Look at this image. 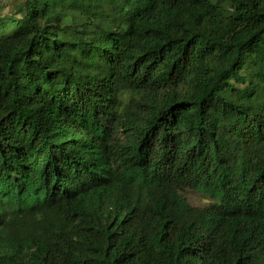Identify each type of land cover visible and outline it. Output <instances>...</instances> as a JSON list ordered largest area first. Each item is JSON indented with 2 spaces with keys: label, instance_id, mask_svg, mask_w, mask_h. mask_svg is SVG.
Listing matches in <instances>:
<instances>
[{
  "label": "trees",
  "instance_id": "trees-1",
  "mask_svg": "<svg viewBox=\"0 0 264 264\" xmlns=\"http://www.w3.org/2000/svg\"><path fill=\"white\" fill-rule=\"evenodd\" d=\"M6 7L0 264H264V0Z\"/></svg>",
  "mask_w": 264,
  "mask_h": 264
},
{
  "label": "rangeland",
  "instance_id": "rangeland-1",
  "mask_svg": "<svg viewBox=\"0 0 264 264\" xmlns=\"http://www.w3.org/2000/svg\"><path fill=\"white\" fill-rule=\"evenodd\" d=\"M6 4H7V7L5 8V11L7 10V8L8 9L11 8V6H12V0H6ZM199 197H200V195L197 192L190 193V199L194 203H196L197 201H199Z\"/></svg>",
  "mask_w": 264,
  "mask_h": 264
}]
</instances>
